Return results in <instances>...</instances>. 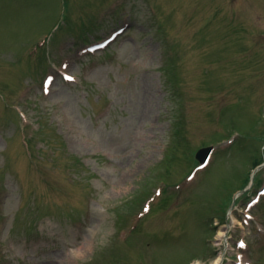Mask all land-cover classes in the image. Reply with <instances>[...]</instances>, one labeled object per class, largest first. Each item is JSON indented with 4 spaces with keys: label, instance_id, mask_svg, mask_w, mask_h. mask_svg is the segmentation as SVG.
I'll use <instances>...</instances> for the list:
<instances>
[{
    "label": "rangeland",
    "instance_id": "rangeland-1",
    "mask_svg": "<svg viewBox=\"0 0 264 264\" xmlns=\"http://www.w3.org/2000/svg\"><path fill=\"white\" fill-rule=\"evenodd\" d=\"M260 164L264 0H0V264H264Z\"/></svg>",
    "mask_w": 264,
    "mask_h": 264
},
{
    "label": "water",
    "instance_id": "water-1",
    "mask_svg": "<svg viewBox=\"0 0 264 264\" xmlns=\"http://www.w3.org/2000/svg\"><path fill=\"white\" fill-rule=\"evenodd\" d=\"M211 152V148L201 150L198 154L197 158L201 163H205L206 159L208 158L209 154Z\"/></svg>",
    "mask_w": 264,
    "mask_h": 264
},
{
    "label": "bare ground",
    "instance_id": "bare-ground-1",
    "mask_svg": "<svg viewBox=\"0 0 264 264\" xmlns=\"http://www.w3.org/2000/svg\"><path fill=\"white\" fill-rule=\"evenodd\" d=\"M223 235H225L224 233H223ZM223 258L222 257H220V258H218L217 260H216V262H215V264H222L223 263Z\"/></svg>",
    "mask_w": 264,
    "mask_h": 264
},
{
    "label": "snow or ice",
    "instance_id": "snow-or-ice-1",
    "mask_svg": "<svg viewBox=\"0 0 264 264\" xmlns=\"http://www.w3.org/2000/svg\"><path fill=\"white\" fill-rule=\"evenodd\" d=\"M69 79H71V77H69Z\"/></svg>",
    "mask_w": 264,
    "mask_h": 264
},
{
    "label": "trees",
    "instance_id": "trees-1",
    "mask_svg": "<svg viewBox=\"0 0 264 264\" xmlns=\"http://www.w3.org/2000/svg\"><path fill=\"white\" fill-rule=\"evenodd\" d=\"M260 165H261V164H260ZM260 165H259V166H260ZM257 167H258V166H257Z\"/></svg>",
    "mask_w": 264,
    "mask_h": 264
}]
</instances>
